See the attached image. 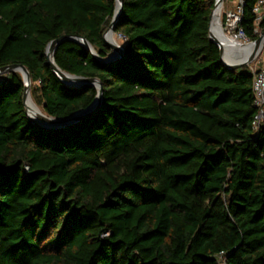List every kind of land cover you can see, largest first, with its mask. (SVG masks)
I'll list each match as a JSON object with an SVG mask.
<instances>
[{
  "label": "trees",
  "instance_id": "1",
  "mask_svg": "<svg viewBox=\"0 0 264 264\" xmlns=\"http://www.w3.org/2000/svg\"><path fill=\"white\" fill-rule=\"evenodd\" d=\"M116 1L0 0V69L26 67L49 118L86 110L98 93L64 85L48 46L77 36L107 58ZM256 2L245 0L241 24L252 41ZM215 3L123 0L115 65L62 44L56 65L103 88L78 126L37 128L22 74L0 76V264H264L255 73L222 62Z\"/></svg>",
  "mask_w": 264,
  "mask_h": 264
},
{
  "label": "water",
  "instance_id": "2",
  "mask_svg": "<svg viewBox=\"0 0 264 264\" xmlns=\"http://www.w3.org/2000/svg\"><path fill=\"white\" fill-rule=\"evenodd\" d=\"M215 9L212 12L211 18H210V38L211 40L219 47L220 52H221V56H222V62L224 63V65L229 68L230 70H238L239 68L245 67L247 66L249 63H251V61L254 59V54L258 51V50H262L263 46V40H264V33L261 37H259L256 41H254L252 43L253 45V50L251 52V55L244 61L235 63V64H228L225 62V58H224V52L226 50V46L224 44L223 41H221L219 38H217L214 35L213 32V19L214 16L216 14V12H218L219 9H222L224 1L225 0H215ZM117 8H116V12H115V16L114 19L110 25V27L108 28V30H106V33L104 35V39L107 43V45L110 47V49L112 50V53L105 59H100L97 54L95 53L94 49L92 48V46L90 45V42H88V40L81 38V37H77V36H63L58 40L53 41L52 43H50V45L48 46L47 50H46V57L48 60V64L52 67L56 77L66 86H68L69 88H80V87H94L98 93L97 98L95 100V102L86 110H82L79 111L77 113H74L71 115V117L69 116L66 119H57L59 122L57 125L54 126H48V125H42V124H38L37 122H35L29 115V110H28V101L31 98V94H30V89H31V78H30V73L29 71L26 69V67L21 66V65H12V66H8L6 68H2L0 69V76L2 75H8L11 73H20L22 74V78L24 81V97H23V101H24V105L25 106V110H26V114L29 117V119L31 120V122L39 129L42 130H47V131H61V130H66L75 126H78L82 123H84L85 121H87L90 117H92L94 114H96L99 109L102 106V100H103V88H102V83L98 80V79H86V78H81V77H77V76H73L72 74L70 75L69 73H66L64 71H62L57 65L56 62L54 60V56L55 53L57 51V49L64 44L65 42H74L77 43L81 46H83L86 50H88L90 53L93 54V56L99 60L102 64L106 65V66H111V65H115L118 62H120L121 59H123L124 56V50L123 48L113 45L110 42H108L107 40V35L109 33L114 34V29L116 27V24L119 20V18L122 15L123 12V0H117ZM222 32V31H221ZM223 35V33H222ZM261 53V51H260ZM259 53V54H260ZM258 54V55H259ZM54 119V118H53Z\"/></svg>",
  "mask_w": 264,
  "mask_h": 264
},
{
  "label": "built area",
  "instance_id": "3",
  "mask_svg": "<svg viewBox=\"0 0 264 264\" xmlns=\"http://www.w3.org/2000/svg\"><path fill=\"white\" fill-rule=\"evenodd\" d=\"M229 4L232 6V9L225 13L223 23L221 24V31L224 37L235 45L241 47L251 46L254 41L249 38L246 31L241 27L244 17L245 0H230ZM253 12L255 17L253 35L261 37L264 33V0H257ZM229 54L226 49L224 52L225 60ZM254 73L253 91L258 112L253 121V129L257 131L264 126V64Z\"/></svg>",
  "mask_w": 264,
  "mask_h": 264
},
{
  "label": "bare ground",
  "instance_id": "4",
  "mask_svg": "<svg viewBox=\"0 0 264 264\" xmlns=\"http://www.w3.org/2000/svg\"><path fill=\"white\" fill-rule=\"evenodd\" d=\"M222 9H219L218 12H216L214 19H213V32L214 35L219 38L221 41L224 42L227 51L230 53L229 57L231 55V59H226V62L228 64H235L241 61L246 60L250 55L253 50V45L251 46H246V47H241L239 45H235L231 42H229L224 35H222L221 32V13ZM114 34L109 33L107 35V40L113 45L118 46L117 42L113 40ZM261 50H258L254 54V58L258 56ZM28 110H29V115L30 117L37 122L38 124L42 125H48V126H54L58 124L57 119L49 118L47 115H45L42 110L33 102V100L30 98L28 101Z\"/></svg>",
  "mask_w": 264,
  "mask_h": 264
},
{
  "label": "rangeland",
  "instance_id": "5",
  "mask_svg": "<svg viewBox=\"0 0 264 264\" xmlns=\"http://www.w3.org/2000/svg\"><path fill=\"white\" fill-rule=\"evenodd\" d=\"M231 9H232V6L229 3H225V1H224L223 7H222L223 12L221 13V24L223 23V17L225 15V13ZM112 37H113V40L117 42L118 46L123 48L124 39L120 35H116V34H114ZM226 59H231V55H230V57L228 56V58H226ZM225 62H226V60H225ZM263 64H264V47L262 48L261 53L257 57H255L251 61V63H249L245 67L249 68L252 72H256L263 66Z\"/></svg>",
  "mask_w": 264,
  "mask_h": 264
}]
</instances>
